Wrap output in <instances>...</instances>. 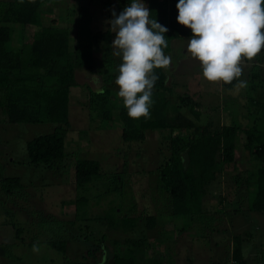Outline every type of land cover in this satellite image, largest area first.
<instances>
[{"label":"rangeland","instance_id":"obj_1","mask_svg":"<svg viewBox=\"0 0 264 264\" xmlns=\"http://www.w3.org/2000/svg\"><path fill=\"white\" fill-rule=\"evenodd\" d=\"M147 1L142 0L146 6ZM81 7L91 12L93 35L97 32L107 35L93 40L94 72L80 70L75 74L77 85L70 89L68 105L69 125L10 124L0 114V177L17 178L21 185L20 189L9 192L0 187V248H7V254L0 256V264L92 262L94 259L87 255L90 251L94 252L96 262L101 261L103 255L111 260L114 241L144 237L153 245V249L148 250V259L160 260V264H230L235 236L241 239L242 257L247 264H262L264 215L247 209L253 183L246 182L250 163L242 137H239L235 163L227 166L218 180L207 187L203 206L207 214L215 216L212 225L215 232L211 226L196 224L187 216L169 217L156 183L157 169L169 156V139H164L169 133L148 132L145 140L124 142L120 122L103 120L98 112L87 107L89 91L98 92L101 88L110 91L114 105L124 107L115 83L122 60L112 54L115 33L106 23L112 19L111 10L117 15L121 12L117 0H49L43 9L46 10L43 25L68 30L69 54L73 58L77 11ZM5 25L15 29L8 46L19 45L20 26ZM23 36L25 40L29 35ZM190 39L179 38L171 43L168 56L172 62L164 69L167 84L172 89L168 97L170 108L178 103V96H187L200 105L202 125H249L251 120L246 113L255 112L253 102L264 105V80L250 79L248 73L257 70L253 66L257 58L264 57V49L253 60L241 61L242 75L232 81L233 87L227 88L228 84L210 83L203 78L199 61L186 51ZM95 78H99V84L94 82ZM241 81L246 82L245 87H239ZM181 112L188 115L186 109ZM260 120H264L263 113ZM56 131L64 135L67 153L64 161L57 162L54 169L32 165L26 154L27 142ZM171 134L176 135L175 132ZM77 160L98 162L103 174L84 191L74 185ZM112 174L118 175L112 182L118 191L107 193ZM83 196H86V206L84 201L80 204L85 215L79 217L75 205ZM235 204L238 213H235ZM220 210L222 213L216 214ZM130 212L136 217L141 214L157 216L159 225L149 231L144 223H137L133 232H125L120 226L110 227V223ZM69 221L73 223L70 225ZM103 235L105 240L100 243L101 247H94ZM51 239L65 240L66 253L51 249L46 244ZM33 245L39 250L34 251ZM122 249L125 246L121 245L119 250Z\"/></svg>","mask_w":264,"mask_h":264},{"label":"trees","instance_id":"obj_2","mask_svg":"<svg viewBox=\"0 0 264 264\" xmlns=\"http://www.w3.org/2000/svg\"><path fill=\"white\" fill-rule=\"evenodd\" d=\"M49 0H11L0 1V114L10 124H57L69 125L70 89L77 85L75 74L86 70L93 73L96 65L94 59V41L107 33L97 32L93 35L90 25L92 15L87 7L77 11L75 30L74 57L69 54L70 35L66 28L44 26V7ZM132 0H117L119 11L130 5ZM150 19H156L168 31L164 34L168 47L165 55L170 53L171 43L179 38L192 37L191 30L178 24L176 17L178 0H148ZM20 26L21 42L17 46H8L13 39L15 29L5 25ZM29 35L24 40L23 35ZM109 35V33H108ZM264 57L256 59L250 72V79L264 80ZM158 76L152 94L153 103L150 107V118L141 117L133 120L127 115L125 107H118L111 101V93L105 89L101 93L89 91L87 107L101 115L106 121L122 124L121 138L124 142L145 140L148 132L167 131L169 136V156L157 169L158 188L163 196L169 217L187 216L196 224L208 227L213 225L215 216L204 211V200L207 187L218 180L225 168L236 161V151L239 137H242L243 148L248 152L249 175L246 182L253 183L252 191L248 193V210L264 215V105L253 102L254 111L248 113L249 125L231 123L214 126L200 123L198 105L189 97H177L178 103L170 108L171 86L167 84L164 69H154ZM102 74L103 72H99ZM112 77V76H109ZM110 79V78H109ZM233 82L226 85L233 87ZM188 99L191 101H188ZM174 104V103H173ZM186 109L188 115L181 112ZM255 113V114H254ZM254 115V116H253ZM254 120L252 121L253 117ZM245 127V128H243ZM175 132L176 135L171 133ZM177 132V133H176ZM26 154L32 165H45L54 169L57 162H63L67 156L65 140L62 131L38 136L26 144ZM103 176L100 165L93 160H77L74 164V185L84 189ZM118 175L110 178L107 193L118 191L113 181ZM17 178L3 179L0 177V187L9 192L20 189ZM116 187V188H115ZM22 188V187H21ZM86 196L81 197L75 205L76 215L82 217L81 201L86 206ZM238 204V203H237ZM235 204V213H238ZM221 202H219V206ZM115 213V211H114ZM221 210L216 214H221ZM133 212L121 215L115 223H110L113 229L120 226L123 231L133 232L137 223H144L149 231L159 225V219L154 215L132 216ZM73 222L69 221L68 224ZM76 224V223H75ZM118 224V225H117ZM76 226V225H74ZM212 231L215 229L212 227ZM88 240V239H85ZM101 241L94 247H101ZM240 237L233 238L230 264H247L242 257ZM114 253L111 260L101 256V261L95 260L93 251L87 255L94 259L76 261L70 264H160V260L148 259L151 246L144 238L114 241ZM46 244L56 252L65 254V240H47ZM125 246L121 251L119 248ZM150 245V246H149ZM153 248L151 247V250ZM98 250V249H97ZM7 254V248H0V256ZM105 254V252H104ZM264 264V253L261 256Z\"/></svg>","mask_w":264,"mask_h":264},{"label":"clouds","instance_id":"obj_3","mask_svg":"<svg viewBox=\"0 0 264 264\" xmlns=\"http://www.w3.org/2000/svg\"><path fill=\"white\" fill-rule=\"evenodd\" d=\"M176 9L177 23L192 33L186 51L199 61L207 82L230 84L242 75L241 61L253 60L264 49V0H178ZM111 15L106 23L115 33L112 54L122 60L115 80L118 96L131 119H149L158 79L153 70L168 69L172 62L164 53L168 29L150 19L142 0ZM94 82L99 84V78ZM245 86L241 81L239 87ZM33 250L39 249L33 245Z\"/></svg>","mask_w":264,"mask_h":264}]
</instances>
